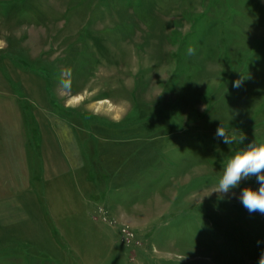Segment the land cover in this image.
<instances>
[{
    "label": "rangeland",
    "instance_id": "374dc122",
    "mask_svg": "<svg viewBox=\"0 0 264 264\" xmlns=\"http://www.w3.org/2000/svg\"><path fill=\"white\" fill-rule=\"evenodd\" d=\"M0 42L85 165L43 181L0 264H257L264 214L214 189L228 157L264 143V0H0Z\"/></svg>",
    "mask_w": 264,
    "mask_h": 264
},
{
    "label": "crops",
    "instance_id": "0c3cea01",
    "mask_svg": "<svg viewBox=\"0 0 264 264\" xmlns=\"http://www.w3.org/2000/svg\"><path fill=\"white\" fill-rule=\"evenodd\" d=\"M4 50L0 42V242H7V229L32 219L33 213L37 217L45 179L66 177L71 182V173L85 168L70 123L55 122L54 129L47 126V114L53 122L57 120L52 101L38 80L7 61ZM28 100L32 102L30 115L25 106ZM38 103L45 105V111L37 108ZM6 245L0 243V249Z\"/></svg>",
    "mask_w": 264,
    "mask_h": 264
},
{
    "label": "clouds",
    "instance_id": "9594fccd",
    "mask_svg": "<svg viewBox=\"0 0 264 264\" xmlns=\"http://www.w3.org/2000/svg\"><path fill=\"white\" fill-rule=\"evenodd\" d=\"M240 84L241 81L237 80L234 86L239 87ZM215 135L222 138L224 143L228 145H232L237 140L241 142L244 140V136L232 135L224 126L218 127ZM251 177H255L259 186L241 188V182ZM236 188L240 189L238 193L240 203L249 213L264 214V143L249 144L228 157L226 163L223 164L222 175L219 177L214 190L227 195ZM257 264H264V251L261 252Z\"/></svg>",
    "mask_w": 264,
    "mask_h": 264
},
{
    "label": "built area",
    "instance_id": "2783aa9c",
    "mask_svg": "<svg viewBox=\"0 0 264 264\" xmlns=\"http://www.w3.org/2000/svg\"><path fill=\"white\" fill-rule=\"evenodd\" d=\"M99 217L102 218L103 221L110 223L111 225H117V222L114 220H110L108 217V211L104 207L98 208ZM98 219V217H96ZM121 232L123 234V238L127 243H132L135 239V234L131 230L129 226L122 225Z\"/></svg>",
    "mask_w": 264,
    "mask_h": 264
}]
</instances>
